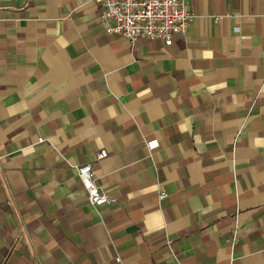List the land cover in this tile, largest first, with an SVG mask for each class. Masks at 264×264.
I'll list each match as a JSON object with an SVG mask.
<instances>
[{
	"label": "crops",
	"instance_id": "1",
	"mask_svg": "<svg viewBox=\"0 0 264 264\" xmlns=\"http://www.w3.org/2000/svg\"><path fill=\"white\" fill-rule=\"evenodd\" d=\"M183 5L130 46L97 0H0V264H264V0Z\"/></svg>",
	"mask_w": 264,
	"mask_h": 264
},
{
	"label": "built area",
	"instance_id": "2",
	"mask_svg": "<svg viewBox=\"0 0 264 264\" xmlns=\"http://www.w3.org/2000/svg\"><path fill=\"white\" fill-rule=\"evenodd\" d=\"M99 23L106 34L120 36L133 46L138 40H162L166 46L172 44L175 36L186 35L194 15L188 12L183 0H97ZM223 17H213L217 24ZM39 139V142H42ZM150 148L155 143L148 144ZM106 152H99L96 160H102ZM83 187L88 204L92 207L115 206L117 200L108 196L95 184L92 166L89 163L74 167ZM166 198L162 191L158 201ZM235 232L230 238L233 245ZM170 244V241L167 242ZM119 262V259H116ZM174 264H180L175 260Z\"/></svg>",
	"mask_w": 264,
	"mask_h": 264
}]
</instances>
